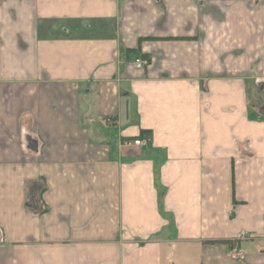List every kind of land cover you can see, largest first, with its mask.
Segmentation results:
<instances>
[{
    "label": "crops",
    "instance_id": "1",
    "mask_svg": "<svg viewBox=\"0 0 264 264\" xmlns=\"http://www.w3.org/2000/svg\"><path fill=\"white\" fill-rule=\"evenodd\" d=\"M0 264H264V0H0Z\"/></svg>",
    "mask_w": 264,
    "mask_h": 264
},
{
    "label": "built area",
    "instance_id": "2",
    "mask_svg": "<svg viewBox=\"0 0 264 264\" xmlns=\"http://www.w3.org/2000/svg\"><path fill=\"white\" fill-rule=\"evenodd\" d=\"M148 64V62L146 60L143 59H137L136 60V66L138 68H143L144 66H146ZM152 142L151 138H146V139H142V138H137L134 141H132L130 144L142 149V148H146L150 145V143ZM128 144V145H130ZM248 238V233L245 230H241L235 237V239L231 242L230 246H229V254H231L234 257H239L241 255L244 254V250L240 247V242L244 241Z\"/></svg>",
    "mask_w": 264,
    "mask_h": 264
},
{
    "label": "trees",
    "instance_id": "3",
    "mask_svg": "<svg viewBox=\"0 0 264 264\" xmlns=\"http://www.w3.org/2000/svg\"><path fill=\"white\" fill-rule=\"evenodd\" d=\"M210 243H212V244H216V243H224V244H229V246H230L231 241H216V242H210Z\"/></svg>",
    "mask_w": 264,
    "mask_h": 264
}]
</instances>
